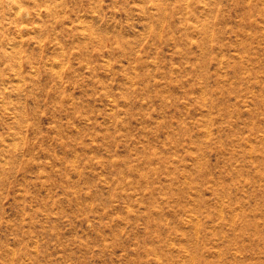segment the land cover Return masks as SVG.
<instances>
[{"label": "rangeland", "instance_id": "rangeland-1", "mask_svg": "<svg viewBox=\"0 0 264 264\" xmlns=\"http://www.w3.org/2000/svg\"><path fill=\"white\" fill-rule=\"evenodd\" d=\"M0 264H264V0H0Z\"/></svg>", "mask_w": 264, "mask_h": 264}]
</instances>
